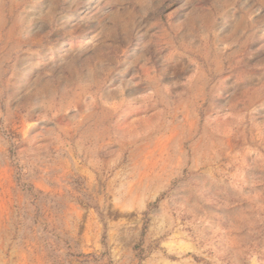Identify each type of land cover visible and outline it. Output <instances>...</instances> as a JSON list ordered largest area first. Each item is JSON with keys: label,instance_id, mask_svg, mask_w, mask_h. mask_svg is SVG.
Returning <instances> with one entry per match:
<instances>
[{"label": "rangeland", "instance_id": "1", "mask_svg": "<svg viewBox=\"0 0 264 264\" xmlns=\"http://www.w3.org/2000/svg\"><path fill=\"white\" fill-rule=\"evenodd\" d=\"M0 264H264V0H0Z\"/></svg>", "mask_w": 264, "mask_h": 264}]
</instances>
